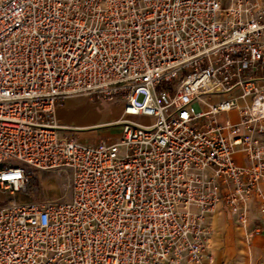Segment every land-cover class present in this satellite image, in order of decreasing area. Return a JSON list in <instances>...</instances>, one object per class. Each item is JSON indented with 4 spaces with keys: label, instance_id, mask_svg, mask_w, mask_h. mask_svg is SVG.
<instances>
[{
    "label": "built area",
    "instance_id": "2783aa9c",
    "mask_svg": "<svg viewBox=\"0 0 264 264\" xmlns=\"http://www.w3.org/2000/svg\"><path fill=\"white\" fill-rule=\"evenodd\" d=\"M75 96L120 135L80 140ZM263 135L264 0H0V264H215L221 208L262 233ZM41 172L70 197L23 200Z\"/></svg>",
    "mask_w": 264,
    "mask_h": 264
},
{
    "label": "crops",
    "instance_id": "0c3cea01",
    "mask_svg": "<svg viewBox=\"0 0 264 264\" xmlns=\"http://www.w3.org/2000/svg\"><path fill=\"white\" fill-rule=\"evenodd\" d=\"M82 100V104H79L77 101ZM92 99L88 97V99L84 98V96H75L65 99L61 105H59L57 113L58 118L61 123L74 125L80 128L77 132V136L80 140L84 142L97 143L103 138L98 136H92L91 141H87V133L92 131L91 129H96L97 127H103L108 125L109 123H116L120 118L124 116L123 107L121 104L109 103L105 104L106 101H98L92 102ZM231 116L232 118H237V113L235 111L223 115V117ZM117 125H114V127ZM89 130V131H87ZM82 132V133H81ZM87 134V135H86ZM85 135V137H82ZM264 138V135H263ZM236 159L238 162L242 164H247L246 157L243 153L239 152L236 155ZM231 218L230 216H225L220 214H216L214 216V223H223L226 218ZM233 219V215H232ZM231 219V220H232ZM251 219L252 223H260L262 228L264 229V212L260 210L257 199L251 204ZM240 232V231H239ZM218 233V232H217ZM220 234V232L218 233ZM234 234L227 233V242L228 245L225 249V253L221 255V258H215V264H220L222 262H226L228 264H240L242 258L245 259L246 262V254L239 253V251H244L245 247L243 245V239L245 237V232L242 234V231L237 236V247H232L234 245ZM252 249L254 251V256L259 257L263 260L264 258V231L262 233L254 236L252 239ZM214 251V249H213ZM215 253V252H214ZM256 264V263H255Z\"/></svg>",
    "mask_w": 264,
    "mask_h": 264
},
{
    "label": "rangeland",
    "instance_id": "374dc122",
    "mask_svg": "<svg viewBox=\"0 0 264 264\" xmlns=\"http://www.w3.org/2000/svg\"><path fill=\"white\" fill-rule=\"evenodd\" d=\"M84 98L88 99V97L84 96ZM141 99V98H140ZM92 102H97V100H91ZM79 104H82V100L77 101ZM112 102H107L105 104H109ZM114 104V103H113ZM118 104V103H116ZM135 120H138L143 123H148L149 119L145 116H132ZM121 127L119 125L115 126L111 125H105L103 127H97L95 130L91 129L92 131L86 132L87 134V141H91L92 136H98L100 138H110L115 139L118 137L121 133ZM89 131V130H87ZM82 133V132H81ZM82 137H85L83 135ZM36 185V191L34 195L29 198H22L23 200H45V199H68L70 197L71 191H70V178L69 174L62 172H41L38 177H36L35 180ZM14 199L13 196H11L10 193L0 191V205L7 204L10 200ZM222 214L225 216H230L225 219L223 223H214L215 227V233L212 240V247L214 249V255L215 258H221V255L225 253V249L228 245L227 242V233H233L234 236V245L232 247H237L236 244L238 242L237 236L242 231V234L246 233V228L238 225L233 222L232 219V213L226 209L221 208L216 214ZM232 219V220H231ZM253 224H251L248 228L252 227ZM240 231V232H239ZM262 231L264 229L262 228ZM220 232V234L218 233ZM256 236V235H255ZM254 239V236L252 237ZM252 239L250 241L246 240L244 237L243 239V245L245 247L244 251H239V253H245L246 254V262H244L245 259L242 258L240 264H264V258L263 260L259 257L254 256V251L252 247Z\"/></svg>",
    "mask_w": 264,
    "mask_h": 264
}]
</instances>
